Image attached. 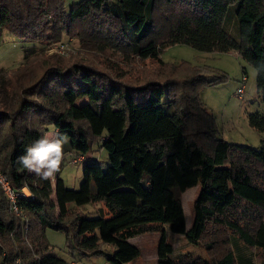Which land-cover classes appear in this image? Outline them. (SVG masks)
Listing matches in <instances>:
<instances>
[{"label":"trees","instance_id":"1","mask_svg":"<svg viewBox=\"0 0 264 264\" xmlns=\"http://www.w3.org/2000/svg\"><path fill=\"white\" fill-rule=\"evenodd\" d=\"M65 4L0 0V34L7 30L31 45L74 37L119 53L126 63L152 59L168 68H142L126 80L91 58L69 61L27 49L26 66L0 77V169L13 188L26 186L35 196L19 200L26 228L0 188V264H71L56 254L47 229L66 233L72 255L94 256L113 247L112 264L136 259L140 251L130 239L151 231L162 232L158 264H264V139L252 146L221 136L200 92L220 84L225 74L185 63L174 68L161 58L175 44L237 52L256 69L264 102V0H72L68 9ZM248 119L264 132L263 112H250ZM50 127L65 140L63 158L72 152L84 157L79 189L59 174L55 183L29 174L19 162L33 138ZM94 148L108 153L107 164L95 153L88 157ZM199 184L188 229L182 194ZM89 204L98 205L95 217L83 209ZM165 228L203 244L207 256H171ZM217 229L225 247L205 239Z\"/></svg>","mask_w":264,"mask_h":264},{"label":"rangeland","instance_id":"2","mask_svg":"<svg viewBox=\"0 0 264 264\" xmlns=\"http://www.w3.org/2000/svg\"><path fill=\"white\" fill-rule=\"evenodd\" d=\"M71 2L72 0H66L65 7L67 9L70 7ZM27 49L35 51L34 53L45 54V56L59 54L63 59L66 58L65 60L69 61L74 58H91L90 60L94 61L96 66L114 74H122L126 80H129V78L135 79L139 73L138 70L142 68H147L146 70L150 73L152 71L166 73L168 68L162 67L159 61L152 59L135 60L134 62L126 63L123 61V55L104 52L95 44L81 42L74 37L64 38V40L48 44L37 43L31 45V43L25 42L9 31L4 30L0 34V77L7 79L9 74L26 66ZM161 58L165 63L173 65L174 68L182 67L185 63L191 67L209 69L211 71L210 74L214 72H217L216 74H225L227 77L220 84L206 85L201 90L200 97L202 102L213 113L216 125L224 139L249 145H259L261 143L262 138L264 139V132H259L253 128L249 124L248 119L250 112L260 111L264 113V102L261 101L257 90V71L252 65L234 51L228 53L205 52L185 44H175L165 48ZM104 65L108 67H104ZM245 74L247 78L245 88L242 93H236L237 88L242 86ZM172 91H174V88H172ZM80 100L79 102L84 101L85 98L83 97ZM50 131L52 132V127H50ZM35 138L37 139V137ZM95 149H92L89 154H94ZM95 154L104 164H107L108 153L106 151H97ZM78 158V156L74 158L71 154H67L62 163L59 164L57 171L51 175L53 182L55 183L58 170L61 167L60 172L61 176L63 175L65 184L70 188L79 189L83 179L82 170L84 165L80 162H77L80 164H75ZM200 188L199 184L187 189L182 194L188 229L193 223L194 203L199 195ZM52 199H55V194L52 195ZM97 207L98 205L89 204L83 209L90 212V217H95ZM88 208L90 209L88 210ZM14 215L16 216V214ZM26 228L24 227L23 233L25 239H27L28 233ZM220 231V229L215 230L211 237L205 238L207 239L206 241L218 240V245L225 247L226 242L223 239L226 240V237L224 234L219 233ZM165 235L167 241L174 248L171 256L181 253H190L195 257L207 256L204 245L191 243L185 234L174 233L166 229ZM46 237L59 257L66 260L73 259L72 253L67 247L65 232L47 229ZM161 237V231H151L131 238L130 243L138 247L140 253L136 259L127 264H158V245ZM13 239L15 240V237ZM221 242H225V244H220ZM112 249L114 250L113 247L109 248L106 246V253L85 256L76 252L74 256L78 264H112L108 259ZM209 255L212 254L209 253Z\"/></svg>","mask_w":264,"mask_h":264},{"label":"clouds","instance_id":"3","mask_svg":"<svg viewBox=\"0 0 264 264\" xmlns=\"http://www.w3.org/2000/svg\"><path fill=\"white\" fill-rule=\"evenodd\" d=\"M64 143L65 140L59 135L42 136L26 149L19 162L25 169L47 178L58 169L63 158Z\"/></svg>","mask_w":264,"mask_h":264},{"label":"built area","instance_id":"4","mask_svg":"<svg viewBox=\"0 0 264 264\" xmlns=\"http://www.w3.org/2000/svg\"><path fill=\"white\" fill-rule=\"evenodd\" d=\"M245 82H246V78L244 77L242 80V86L237 88L236 93H242L243 92V90L245 88ZM83 161H84V157L79 156V158L75 161V164H79L77 162L81 163ZM0 188L4 192V194L8 200V204H9L11 212L15 213L17 216H19L23 220H25L26 227H28L29 221H28L27 216L23 213V211L20 207L19 200L23 197H29L31 200H34L35 196L30 192L29 188L26 186L23 187L21 190H19V189L17 190L15 188H13V186H12L10 180L8 179L7 175L4 174L1 170H0Z\"/></svg>","mask_w":264,"mask_h":264},{"label":"crops","instance_id":"5","mask_svg":"<svg viewBox=\"0 0 264 264\" xmlns=\"http://www.w3.org/2000/svg\"><path fill=\"white\" fill-rule=\"evenodd\" d=\"M237 53V52H236ZM238 54V53H237ZM47 136H49V137H55L56 136V133H55V130H54V128L52 127V132L51 131H48L47 132V134H46ZM33 140H34V142L36 141V138L34 137L33 138ZM260 145V144H259ZM259 145H252V146H259ZM71 154V156H74V155H76L77 153L76 152H72V153H70ZM89 154V153H88ZM92 154H89L88 155V157H90ZM65 159V157L63 158V160ZM80 164V163H79ZM29 174H31V173H35V172H33V171H27ZM58 174L60 175V177H62L61 176V172H60V170H58ZM51 179H52V176H49ZM63 178V177H62ZM52 181H53V179H52ZM55 200V199H54ZM90 208H88V210H89ZM94 213V212H93ZM96 214V213H95ZM107 247H109V246H107ZM110 248V247H109ZM73 256V259H70L69 261H70V263L71 264H78V262L76 261V259H75V256L74 255H72Z\"/></svg>","mask_w":264,"mask_h":264}]
</instances>
